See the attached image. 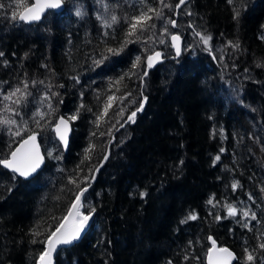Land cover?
<instances>
[{"label": "trees", "instance_id": "1", "mask_svg": "<svg viewBox=\"0 0 264 264\" xmlns=\"http://www.w3.org/2000/svg\"><path fill=\"white\" fill-rule=\"evenodd\" d=\"M165 2L173 8L164 9V20L150 21L155 26L129 37L133 42L120 56L94 67L93 59L125 40V18L148 7L158 9L159 0H66L62 11L50 10L34 23L12 21V12L22 5L0 0L5 5L0 8V109L11 104L3 95L28 81L31 95L17 94L21 104L11 106L20 116L13 118L28 121L45 154L43 167L29 178L13 180L11 171L0 165V264H36L44 245L31 243L30 230L41 224L44 236L39 240L47 235L45 229L56 228L79 191L70 179L80 188L91 185L83 198L85 211L94 208L95 213L81 239L55 255V264H206L208 237L236 252L232 264H264V250L258 247L264 243V0H189L177 16L178 0ZM77 7L82 17L75 16ZM98 14L109 22L115 14L120 22L105 27ZM167 17L176 18L183 37L177 58L170 57L169 32L174 29ZM195 32L212 36L215 59ZM155 49L166 51L168 58L144 76L145 57ZM137 56L141 65L133 68ZM121 76L125 78L114 84ZM110 95L117 99L104 116ZM145 96L135 122L115 132ZM49 103L53 117L80 110L79 119L71 121L67 150L44 126L49 120L54 125L53 117L40 120L41 128L30 119L49 111ZM120 108L123 112L112 120ZM19 140L0 126V158ZM107 148L108 157L91 182ZM86 149L91 159H85ZM48 150L53 157H47ZM217 155L221 159L213 163ZM235 181L239 186L233 190ZM246 202L258 208L249 228L239 215L227 217L224 207L242 209ZM190 213L198 219L182 223ZM217 215L227 218L217 221ZM245 248L255 261H246Z\"/></svg>", "mask_w": 264, "mask_h": 264}, {"label": "snow or ice", "instance_id": "2", "mask_svg": "<svg viewBox=\"0 0 264 264\" xmlns=\"http://www.w3.org/2000/svg\"><path fill=\"white\" fill-rule=\"evenodd\" d=\"M20 5H22V10L18 9L12 12L10 19L12 21H21L25 23H33L36 21H40L42 17L45 15L46 12L50 10H56L60 9L65 3L66 0H33V2L28 5L24 2V0H19ZM228 2L231 4L233 3V0H228ZM186 3V0H179V4L176 5L177 8H179L181 5H184ZM160 7L152 8L148 7L146 10H138L137 15H133L130 18H125L128 20V31L125 33V40L116 48L113 47H107L105 51L108 55H101L100 59H93L92 64L94 67H101L105 61L111 59L112 57L120 56L121 53L124 51V48L127 46L128 43L133 42L132 40L128 39L129 37L135 36L137 32H143L146 31L149 27H154V24H150V21H153L154 19L157 20H164L165 13L164 9H172L173 5L171 3H166L165 0H159ZM5 5L3 3H0V8H4ZM109 6L107 4L104 5L105 11H107ZM187 15H192V13L188 12ZM84 15V12L81 10L80 7L76 8L75 16L76 17H82ZM240 15L239 10L234 11V18H238ZM98 19L102 22V24L105 27L111 28L114 24H117L120 22L119 17L115 14L110 15V21L109 19H106L104 16L98 14ZM168 24H170L173 28L176 27V20L172 19L171 17H167ZM189 27L194 28V25H189ZM163 31L165 33L169 32V28L167 25L164 26ZM196 36L200 37V42L207 46L205 50L209 52L210 54H213V59H215V54L212 53V48L210 45V41L212 40L211 35H205L202 32H195ZM107 35V33H105ZM173 46L175 47L176 55L179 56L181 54V47L178 43L181 40V37L178 34H172L170 37ZM160 43H164L163 40L160 41ZM228 44L232 48H239L238 43H233L232 41H228ZM4 53L0 52V57H3ZM162 56V53L157 51L153 55L147 56L146 60V67L152 68L154 66V63L157 62ZM5 64H7V61H5ZM141 65V57L137 56L135 58V61L133 62L132 67L137 68ZM47 67V66H45ZM128 75L127 73L125 76ZM144 76L147 75V72L145 71L143 73ZM125 76H121L118 79H116L113 83L119 84ZM75 81L78 82V77H73ZM33 85L37 83V81L33 80L31 82ZM40 84H44V81H40ZM48 88H51L52 86L49 84L47 85ZM63 87V85H61ZM28 88V81L23 82V88L20 86L15 87L11 91H9L7 94L3 95L4 101H11V104L5 103L3 109H0V111L11 113L12 116L5 117L0 115V126L5 127L8 131L9 135L19 137L20 142L15 149H11L7 154V158H0V165H2L5 169H8L13 174L12 179L15 180L17 176L23 177V178H29L33 177L34 174H37L38 171L41 169V166L45 162V155L41 154L39 151V146L36 144V137L37 133L29 128L28 121L23 120L21 117L20 121L13 118L15 116H20V113L16 111L15 108H13L11 105L21 104V98L17 97L18 93H21L23 96L31 95V93L27 92ZM53 96H59V93H52ZM13 97H17L15 100ZM45 99L51 100V96H48L47 93H45ZM117 98L114 95H110L107 97V103L105 104L103 115H107L108 109L112 106L113 102ZM147 97H143V101H147ZM62 103V101H58ZM81 108L84 106L81 105ZM47 108L49 111L47 112H36L33 113L30 119L33 123L36 124L37 128H41L42 125L40 123V120H43L46 116L53 117L54 109L52 108L51 103L47 105ZM143 110V103H141L140 107L137 108L136 111L132 112L130 116H128V121H134V118L137 114V112ZM90 111V109H89ZM121 112H123V108L120 109ZM80 116V110L77 109V111L69 116L67 119L64 116H55L53 117L55 119V124L53 125L51 123V120H49L46 125V127L50 128L54 132V142L62 145V150L68 148L69 139H68V132L70 131V125L69 121H76L79 119ZM39 117V119H37ZM102 118V117H101ZM95 123V122H94ZM123 126V125H121ZM13 127L15 130L13 131ZM27 134L26 138L24 134ZM104 133H101L103 135ZM95 135V133H93ZM15 142V141H13ZM31 145L32 148L28 149V146ZM221 152L224 151V149L220 150ZM89 152V149L85 150V159H91L87 153ZM47 157H53V150H48L46 153ZM55 159H62V156H56ZM107 159V156L105 157ZM221 157L220 155H217L214 158L213 163L220 161ZM181 163H183L181 161ZM98 170V169H97ZM94 178V177H93ZM87 179V177L85 178ZM70 184L76 185L77 189L79 191L75 195V199L67 209V215L63 216L60 220V222L57 223L56 228L54 231L50 229H45V232H47V235L44 239H37V237L44 236V233L39 231L41 224H37L33 229H31V233L33 236V239L31 240L32 244L40 243L44 245L43 250L39 253V256L36 260V264H54L53 256L54 254L58 255L59 252L64 251L66 248L74 246L82 236V233H84L89 227V223L93 218V214L95 213L94 208H90L88 211V214H84L80 211V208L83 207L81 203V198L84 196V193L88 191V187L91 185H88V187L80 188L79 184L75 179L69 180ZM239 186V181L233 182L231 185L232 189L235 190ZM8 191H11V188L9 187L7 189ZM264 191V189H262ZM141 196L147 195L146 193H140ZM249 198H251V194H249ZM209 204H213V199H210L208 201ZM217 203H219L217 201ZM224 207L227 209V217H237L238 215L244 219L243 227L249 228L251 221H254L257 219L256 213L252 212L250 208H242L238 209L235 205L232 204H225ZM227 217H221L217 215L215 219L217 221L221 219H226ZM55 219V218H54ZM198 219V215L196 213H190L182 223H186L188 220H196ZM237 223H240L239 220H237ZM209 240H211V247L208 249V252L206 254L209 264H231L233 259H236L235 254L231 252L227 248H217V243L215 239L212 237H208ZM191 243V242H190ZM259 249L264 250V243H260L258 245ZM255 251V249L253 250ZM214 253H219L216 257V259H213ZM244 253L246 255V261L253 262L257 259L253 255L252 252H250L247 248L244 249ZM185 260L189 259V257L186 255L184 257ZM195 259H199V257H195ZM171 264V262H169Z\"/></svg>", "mask_w": 264, "mask_h": 264}, {"label": "water", "instance_id": "3", "mask_svg": "<svg viewBox=\"0 0 264 264\" xmlns=\"http://www.w3.org/2000/svg\"><path fill=\"white\" fill-rule=\"evenodd\" d=\"M188 1L189 0H186V3H188ZM33 2V0L31 1V3ZM31 3H29L28 5H30ZM185 3V4H186ZM177 4H179V0H178V2H177ZM176 4V5H177ZM184 4V5H185ZM183 5H181L179 8H177V7H175V16H177L178 15V11H179V9L182 7ZM64 7H65V4L60 8V9H56V10H52V11H56V12H59V11H62L63 9H64ZM47 13V12H46ZM45 13V14H46ZM175 20H176V18H174ZM37 22V21H36ZM34 23V22H33ZM176 27H177V24H176ZM176 27H174L173 29H174V31H172L171 32V34H170V36H169V43H170V46H171V48H172V55L170 56V57H173V58H177V57H179V56H177L176 55V51H175V47L173 46V43H172V41H171V39H170V37H171V35L172 34H178L180 37H181V40L178 42L179 44H180V47H181V53H182V51H183V37H182V35L180 34V32L178 31V30H176L177 28ZM157 51H159V52H161L162 53V56H161V58L157 61V62H155L154 63V66L152 67V68H147L146 67V72L148 73V71L149 70H151V69H153L154 67H156L158 64H160V63H162L166 58H168V56H166V54H165V52L164 51H162L161 49H155V50H153V51H151V52H149L147 55H146V57H145V64L147 63V60H146V58H147V56H150V55H153L155 52H157ZM143 103V109H144V106H145V104H146V102L145 101H143L142 102ZM139 108V107H138ZM137 110V108L136 109H134L133 111H131V112H129L128 114H127V116H126V118L124 119V121L117 127V129H116V131L115 132H117L120 128H122L123 126H125V124H127L129 121H128V116H130L131 115V113L132 112H134V111H136ZM143 111V110H142ZM139 112H141V111H139ZM139 112H137V114L139 113ZM136 114V115H137ZM63 116V115H62ZM66 119L68 118L67 116H64ZM69 125H70V131L68 132V139L70 140V137H71V134H72V129H73V126H72V122L71 121H69ZM121 125H123V126H121ZM25 138H26V136H25ZM115 140V137H114V135L112 136V138L110 139V141H109V145L113 142ZM19 142H20V140L18 141V143L14 146V148L13 149H15V147H17L18 146V144H19ZM36 144L39 146V151H40V153L41 154H44V151H43V148H42V145H41V143H40V141H39V139H38V137H36ZM68 146H69V144H68ZM32 148V146L31 145H29L28 146V149H31ZM68 149V148H67ZM67 149H64V150H67ZM45 155V154H44ZM108 157V148H107V150H106V152H105V154H104V157L102 158V160L98 163V165L95 167V169H94V172H93V175H92V178H91V182H93L94 181V179H95V177H96V174H97V172L101 169V167H102V165H103V163L106 161V159H105V157ZM7 158V157H6ZM44 165V164H43ZM43 165L41 166V168L43 167ZM98 169V170H97ZM35 175V174H34ZM94 177V178H93ZM75 199V198H74ZM82 199V198H81ZM73 202V201H72ZM65 215H67V212H66V214ZM64 215V216H65ZM55 230V229H54ZM53 230V231H54ZM82 235H83V233H82ZM217 243V242H216ZM211 247V246H210ZM209 247V248H210ZM227 248V249H229L231 252H233L234 254H235V257H236V252L231 248V247H229L228 245H219L218 243H217V248ZM208 248V249H209ZM207 252H208V250H207ZM207 254V253H206ZM55 255L56 254H54V256H53V260H54V264H55ZM218 255H220L219 253H214V255H213V259H216V257L218 256ZM234 260L235 259H233L232 260V262H231V264L234 262ZM206 264H209V262H208V259H207V256H206Z\"/></svg>", "mask_w": 264, "mask_h": 264}, {"label": "rangeland", "instance_id": "4", "mask_svg": "<svg viewBox=\"0 0 264 264\" xmlns=\"http://www.w3.org/2000/svg\"><path fill=\"white\" fill-rule=\"evenodd\" d=\"M40 28H42V31H41V32L44 34V33H45V31H44V27H42V25H41V26L39 27V29H40ZM170 34H171V32H169V36H170ZM46 35H47V34L45 33V36H46ZM45 36H44V37H45ZM140 48L143 50V49L145 48V45H141ZM164 52L166 53V51H164ZM120 109H121V108H120ZM120 109H118V110L116 111V113L114 114L112 120H115V119L117 118V116H119ZM112 126H113V125H112ZM112 126L109 127V130L111 129ZM109 130H108V131H109ZM81 203H82L83 207L80 208V211L83 212L84 214H88V212L85 211V209H86L85 207H87V202H85V200H84L83 197H82V199H81ZM247 204H248V203L246 202L245 205H244V208L247 207ZM247 208H249V207H247ZM250 209H251L252 212H255L256 215H257V210H258L257 207H251ZM257 218H258V217H257Z\"/></svg>", "mask_w": 264, "mask_h": 264}]
</instances>
